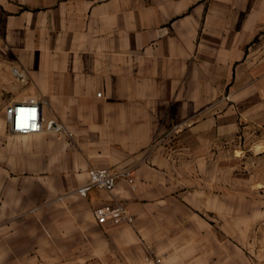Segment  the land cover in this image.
I'll list each match as a JSON object with an SVG mask.
<instances>
[{
    "label": "crops",
    "instance_id": "obj_1",
    "mask_svg": "<svg viewBox=\"0 0 264 264\" xmlns=\"http://www.w3.org/2000/svg\"><path fill=\"white\" fill-rule=\"evenodd\" d=\"M0 264H264V0H0Z\"/></svg>",
    "mask_w": 264,
    "mask_h": 264
},
{
    "label": "built area",
    "instance_id": "obj_2",
    "mask_svg": "<svg viewBox=\"0 0 264 264\" xmlns=\"http://www.w3.org/2000/svg\"><path fill=\"white\" fill-rule=\"evenodd\" d=\"M98 95H102L99 93ZM40 104L37 99L31 98L27 102L13 104L7 108V120L9 122L10 131L17 134H31L42 130L51 132H62L65 127L62 123L55 119L49 120L46 125H43ZM89 181L87 184L79 188V193L86 196L89 190L93 187L112 190L120 177H126L131 182H134L130 172H117L111 168L92 167L89 169ZM94 214L99 223L107 222L134 223L135 217L129 212L127 206L123 202H111L98 206L94 210ZM149 261L155 260L161 262V258L156 256L154 251L147 258Z\"/></svg>",
    "mask_w": 264,
    "mask_h": 264
}]
</instances>
